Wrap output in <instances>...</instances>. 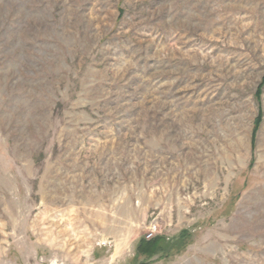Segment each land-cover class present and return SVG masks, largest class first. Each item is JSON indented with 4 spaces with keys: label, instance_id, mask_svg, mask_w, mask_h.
<instances>
[{
    "label": "rangeland",
    "instance_id": "rangeland-1",
    "mask_svg": "<svg viewBox=\"0 0 264 264\" xmlns=\"http://www.w3.org/2000/svg\"><path fill=\"white\" fill-rule=\"evenodd\" d=\"M0 264H264V0H0Z\"/></svg>",
    "mask_w": 264,
    "mask_h": 264
},
{
    "label": "trees",
    "instance_id": "trees-1",
    "mask_svg": "<svg viewBox=\"0 0 264 264\" xmlns=\"http://www.w3.org/2000/svg\"><path fill=\"white\" fill-rule=\"evenodd\" d=\"M259 122V120H258ZM255 131L253 132V134H255ZM160 240V238H153L152 240H142L140 245H139V251L143 254H153L156 248V245H158V241ZM158 247V246H157ZM151 256V255H150Z\"/></svg>",
    "mask_w": 264,
    "mask_h": 264
},
{
    "label": "built area",
    "instance_id": "built-area-1",
    "mask_svg": "<svg viewBox=\"0 0 264 264\" xmlns=\"http://www.w3.org/2000/svg\"><path fill=\"white\" fill-rule=\"evenodd\" d=\"M157 231V227L156 226H152V228L150 229V233L147 236L148 239H151L154 237L155 232Z\"/></svg>",
    "mask_w": 264,
    "mask_h": 264
}]
</instances>
